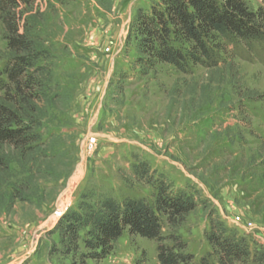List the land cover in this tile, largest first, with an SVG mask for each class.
<instances>
[{
    "label": "rangeland",
    "instance_id": "rangeland-1",
    "mask_svg": "<svg viewBox=\"0 0 264 264\" xmlns=\"http://www.w3.org/2000/svg\"><path fill=\"white\" fill-rule=\"evenodd\" d=\"M150 1H37L46 10L55 80L66 92L49 128L65 136L66 159L52 165L53 178L39 190H25V201L11 203L9 188L0 186V264H70L49 254L48 231L90 190L117 200L152 199L153 187L132 172L136 159L174 187L199 189L204 202L178 230L194 261L211 253L204 238L210 209L246 233L252 248L264 246V43L241 47L235 58L238 84L251 101L238 99L227 78L209 82L203 67L184 74L158 64L140 74L124 42L133 13ZM261 1L249 0L254 8ZM5 46L0 30V57ZM11 168V182L22 180L18 166ZM35 179L30 175L31 187ZM168 232L165 226L162 235ZM87 264H157V243L126 230L109 256Z\"/></svg>",
    "mask_w": 264,
    "mask_h": 264
},
{
    "label": "trees",
    "instance_id": "trees-1",
    "mask_svg": "<svg viewBox=\"0 0 264 264\" xmlns=\"http://www.w3.org/2000/svg\"><path fill=\"white\" fill-rule=\"evenodd\" d=\"M37 1L0 0V30L6 43L0 57V186L9 188L11 203L25 201L26 189L39 190L40 182L53 178L52 165L66 159L65 136L49 129L54 113L65 108L66 92L55 80L56 56L43 31L46 10L41 11ZM261 2L254 8L249 0H151L135 10L127 26L124 49L134 52L131 66L144 75L158 64L184 74L203 67L209 82L219 84L227 78L238 99L254 100L247 90L241 92L235 58L241 47L250 50L264 43ZM12 164L22 180L11 182ZM132 172L153 187L152 199L117 200L94 190L81 194L76 206L48 231L49 254L70 264L100 261L127 230L157 243V264H210L211 256L215 264H264V246L252 248L246 233L227 226L212 209L204 231L211 253L194 261L178 230L204 202L199 189L174 187L144 160L136 159ZM30 175L36 178L33 187ZM165 226L167 236L162 235Z\"/></svg>",
    "mask_w": 264,
    "mask_h": 264
},
{
    "label": "built area",
    "instance_id": "built-area-1",
    "mask_svg": "<svg viewBox=\"0 0 264 264\" xmlns=\"http://www.w3.org/2000/svg\"><path fill=\"white\" fill-rule=\"evenodd\" d=\"M236 222H238V221H236ZM242 226H243L244 229H249V228L252 227L250 223H246V224L243 223Z\"/></svg>",
    "mask_w": 264,
    "mask_h": 264
}]
</instances>
